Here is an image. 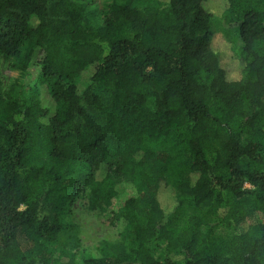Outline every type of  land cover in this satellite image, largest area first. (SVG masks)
Returning a JSON list of instances; mask_svg holds the SVG:
<instances>
[{"label": "trees", "instance_id": "obj_1", "mask_svg": "<svg viewBox=\"0 0 264 264\" xmlns=\"http://www.w3.org/2000/svg\"><path fill=\"white\" fill-rule=\"evenodd\" d=\"M0 60V264L81 192L118 240L55 264H264V0H0Z\"/></svg>", "mask_w": 264, "mask_h": 264}, {"label": "rangeland", "instance_id": "obj_2", "mask_svg": "<svg viewBox=\"0 0 264 264\" xmlns=\"http://www.w3.org/2000/svg\"><path fill=\"white\" fill-rule=\"evenodd\" d=\"M223 28L224 26L219 20L210 22L212 32H220ZM232 46L237 55L242 46L240 40H234ZM19 78L18 72L10 70L9 64L0 60V87L2 90H5L13 80ZM84 193L81 192L74 198V203L69 208L70 213L63 219L60 228L55 232V241L50 248L53 253V264L61 250L73 253L79 258L103 240L110 242L118 240L116 222L113 214L109 212L110 209L107 212L88 210L87 194ZM165 196L169 197L170 194L166 193ZM124 197L125 195L120 196L114 202L113 208L117 207Z\"/></svg>", "mask_w": 264, "mask_h": 264}]
</instances>
